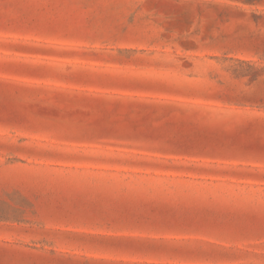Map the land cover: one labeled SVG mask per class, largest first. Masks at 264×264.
<instances>
[{
  "label": "rangeland",
  "instance_id": "374dc122",
  "mask_svg": "<svg viewBox=\"0 0 264 264\" xmlns=\"http://www.w3.org/2000/svg\"><path fill=\"white\" fill-rule=\"evenodd\" d=\"M0 264H264V0H0Z\"/></svg>",
  "mask_w": 264,
  "mask_h": 264
}]
</instances>
